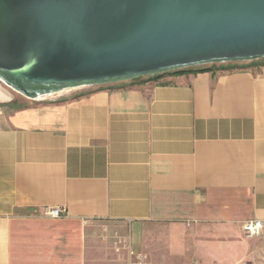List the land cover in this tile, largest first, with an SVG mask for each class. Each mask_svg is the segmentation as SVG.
<instances>
[{
  "label": "crops",
  "instance_id": "obj_1",
  "mask_svg": "<svg viewBox=\"0 0 264 264\" xmlns=\"http://www.w3.org/2000/svg\"><path fill=\"white\" fill-rule=\"evenodd\" d=\"M113 85L0 106V264L46 207L136 234L190 225L197 264H264V232L242 228L264 220V67Z\"/></svg>",
  "mask_w": 264,
  "mask_h": 264
},
{
  "label": "water",
  "instance_id": "obj_2",
  "mask_svg": "<svg viewBox=\"0 0 264 264\" xmlns=\"http://www.w3.org/2000/svg\"><path fill=\"white\" fill-rule=\"evenodd\" d=\"M260 59L264 0H0V80L32 100Z\"/></svg>",
  "mask_w": 264,
  "mask_h": 264
},
{
  "label": "rangeland",
  "instance_id": "obj_3",
  "mask_svg": "<svg viewBox=\"0 0 264 264\" xmlns=\"http://www.w3.org/2000/svg\"><path fill=\"white\" fill-rule=\"evenodd\" d=\"M0 87L11 98L10 102L0 103V106L33 101L14 91L4 81L0 80ZM84 90L86 88L60 97L78 95ZM45 99L49 98L39 100ZM29 219L31 222L18 227L16 256L12 264H197V256L192 258L194 254L191 253L190 225L182 230L152 226L141 228L136 234L131 225L108 221ZM131 251L136 254L134 258ZM138 255L142 256L141 260L137 259Z\"/></svg>",
  "mask_w": 264,
  "mask_h": 264
},
{
  "label": "trees",
  "instance_id": "obj_4",
  "mask_svg": "<svg viewBox=\"0 0 264 264\" xmlns=\"http://www.w3.org/2000/svg\"><path fill=\"white\" fill-rule=\"evenodd\" d=\"M262 67H264V59H260L257 61H251V62H244V63L232 62V63H226V64H213V65H207V66L187 68L183 70L168 72V73H164L161 75L150 76L146 78H138V79H134L129 82H122V83L114 84L112 87L123 86V85H132V86L141 85L148 81H155L156 79H159L165 75H179V74H184V73L198 74V73H207V72H211L213 74H217V73L228 74V73H234V72H240V71H251V70L259 71L260 68Z\"/></svg>",
  "mask_w": 264,
  "mask_h": 264
},
{
  "label": "built area",
  "instance_id": "obj_5",
  "mask_svg": "<svg viewBox=\"0 0 264 264\" xmlns=\"http://www.w3.org/2000/svg\"><path fill=\"white\" fill-rule=\"evenodd\" d=\"M68 215L67 209L65 207H46L43 209L42 216L50 220H58L65 218ZM243 231L248 237H257L264 232V220H249L243 223ZM131 257H135L134 251L130 253ZM138 260L142 259V256H137ZM143 264V263H142Z\"/></svg>",
  "mask_w": 264,
  "mask_h": 264
},
{
  "label": "bare ground",
  "instance_id": "obj_6",
  "mask_svg": "<svg viewBox=\"0 0 264 264\" xmlns=\"http://www.w3.org/2000/svg\"><path fill=\"white\" fill-rule=\"evenodd\" d=\"M11 99V98H10ZM8 96H6L2 91H0V102L10 100Z\"/></svg>",
  "mask_w": 264,
  "mask_h": 264
}]
</instances>
